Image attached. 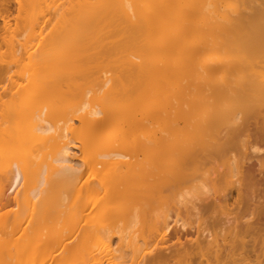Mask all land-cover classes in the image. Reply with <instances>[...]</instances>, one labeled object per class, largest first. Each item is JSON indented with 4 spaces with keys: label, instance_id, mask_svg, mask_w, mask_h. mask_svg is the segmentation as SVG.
<instances>
[{
    "label": "bare ground",
    "instance_id": "1",
    "mask_svg": "<svg viewBox=\"0 0 264 264\" xmlns=\"http://www.w3.org/2000/svg\"><path fill=\"white\" fill-rule=\"evenodd\" d=\"M174 2L173 13L164 14L153 27L160 31L158 37L147 40L137 54L112 57L111 71H97L91 76L90 84L95 89L79 92V103L83 106L73 104L66 110L67 117L93 123L127 108L124 126L118 119L114 127L116 151H124V144L128 145L127 151H153L163 147L171 151L173 162L164 168L149 170L146 164L143 166L136 160L131 161L135 157L128 153L107 155L88 151L83 164L89 177L73 186L78 165L73 163L71 166L68 158L70 148L62 144L52 151L51 163L41 171L37 184L23 198L29 211L28 226L19 233L13 246L5 245L0 238V249L6 253L13 251L10 256L2 255L0 264H81L74 259L75 255L71 253L74 249L70 245L62 249V258H56L55 252L47 248V243L46 246L41 243L40 230L49 228L43 237L50 231L61 234L64 230H71L79 236L92 233L100 237L117 224L127 228V232L138 224L141 227L147 225L148 242H143L144 249L141 252L133 249V254L137 251L135 264H240L234 260L236 252H244L247 256L252 254L254 264H262L255 253L264 225L241 223L238 219L230 221L229 213L219 211V203H227L234 195V204L238 207L244 201L245 190L252 196L264 198L263 161L258 166L257 181L250 172H246L244 178L241 168L237 170L235 163L232 164L233 167L223 175L227 186L221 196L204 201L198 209L193 207L197 211L193 217L199 221L195 228L177 217L171 223L168 216L159 219L155 213L170 197L181 203L195 190L197 178L193 168L211 159L212 151H218L215 144L208 142L218 124H228L234 130L242 126L252 128L254 144L264 145V0ZM137 6H132L134 34L139 33ZM119 10L124 12L122 8ZM94 13L95 7H89L85 9L84 16ZM70 70L71 67L65 69L68 76ZM110 72L112 77H106ZM154 89L166 94L173 90L176 95L173 98L163 95V107L159 110L168 120V126L162 135L152 138L145 135L149 122L147 112L142 115L135 113L140 105L144 104L146 108V105L155 103L151 95ZM96 91L103 92L102 99L108 100L112 96L110 105H119L116 111L110 109V105L98 103L95 105L99 108L96 106L86 111L84 102L90 93L95 99ZM257 103L259 107L254 108ZM38 119L41 123L37 128L39 134L48 136L55 132L41 116ZM240 147L246 149V143ZM106 165L113 167L111 171L123 172L117 175L120 181L110 188L109 198L103 199L102 171L97 168H105ZM28 175L27 167L13 164L0 181V202L13 197L25 182L28 188ZM132 177H145V182L130 186L127 181ZM66 179L70 184L67 182L68 186L62 187L65 190L72 187L76 195L73 202L78 204V208L71 204L75 210L71 208L59 227L48 225L46 222L60 220L57 209L61 207V201L56 197L51 205L54 212H58L46 216V209H39L44 206L43 197L47 196L48 188L50 190ZM130 197L123 211L109 212V223L95 224L106 206ZM259 209L257 215L264 219V206L259 204ZM202 214L209 215L203 223L200 222ZM17 219L14 217L15 222ZM220 233L224 234L222 244L217 241ZM111 258L118 259L112 254Z\"/></svg>",
    "mask_w": 264,
    "mask_h": 264
},
{
    "label": "rangeland",
    "instance_id": "2",
    "mask_svg": "<svg viewBox=\"0 0 264 264\" xmlns=\"http://www.w3.org/2000/svg\"><path fill=\"white\" fill-rule=\"evenodd\" d=\"M135 4L138 5V34H134L132 26V6ZM89 7H95V13L84 16L85 9ZM174 7V0H0V181L15 163L27 167L29 172L28 188L25 182L13 197L0 202V238L5 245L13 246L19 233L28 226L29 211L23 198L29 195L30 189L37 184L41 171L51 163L52 151L59 149L62 144L70 148L68 158L72 162L71 166L73 163L78 165L75 167L77 175L73 186L89 177L83 164V159L89 155L88 151L107 155L128 153L135 157L131 161L136 160L143 166L146 164V169L149 170L171 165V151L163 147L153 151H127L128 145L124 144V151H116L114 127L118 119L124 126L127 108L112 113L110 118L98 119L93 123L67 117L66 110L73 104L83 106L79 103V92L86 93L92 88L90 79L97 71H111L112 57L137 54L147 40L156 39L160 31L153 27L164 14H172ZM121 8L124 12H120ZM66 67H71L69 76L65 71ZM106 77H112L111 72ZM170 93L154 89L151 95L155 98V103L148 107L146 105V108L144 104L138 107L135 114L147 112L149 118L146 136L159 137L165 126H168V120L164 119L162 110L159 109L163 107L162 97L173 98L176 95L173 90ZM93 95L88 94L84 102L86 111L97 108L96 103L106 106L112 104V96L107 100L102 99L103 92L96 91L95 99ZM118 106L110 105L109 108L116 111ZM254 106L257 108L259 104ZM38 116L55 132L48 136L39 134L37 128L41 123ZM254 137L252 128L242 126L234 130L228 124H218L208 141L215 144L218 151H212L211 159H206L193 168L192 172L197 178L195 190L182 200V204L170 197L156 209V216L159 219L168 216L170 223L177 217L195 228L199 221L197 217H193L197 214L193 207L198 209L204 201L213 196H221L227 186L223 175L228 173L234 163L237 170L241 168L244 178L246 172H250L255 176L254 181L259 180L257 170L259 163L264 162V145H255ZM242 143H246V149L240 147ZM97 169L102 171V198L107 199L110 188L117 186L120 181L117 175L123 171H111L113 167L110 165L105 168L98 166ZM67 180L54 188L51 185L52 189L48 188L47 196L43 197L44 206L39 209H46V216L56 215L55 212L60 211H57L60 220L46 222L48 225L55 224L59 227L62 224L60 221L69 214L71 208L75 210L74 205L78 208V204L73 202L76 201V195L72 187L67 190L62 187L67 185ZM245 181L247 182L246 179ZM141 182H145V177H132L127 181L130 186ZM246 182L243 183L245 186ZM245 191L244 201L240 206L234 204L236 197L233 195V199L227 203H219V211L229 213L230 221L238 219L241 223H258L262 227L264 219L257 213L260 210L259 204L264 206V198H257ZM56 197L62 203L59 202L61 207L54 212L51 202ZM129 199L131 197L110 203L95 224L109 223V212L123 211ZM153 206L156 207V203ZM208 216L202 214L200 222H205ZM14 217L18 218L17 222ZM47 229L49 228L40 230L43 246L47 243V248H51L56 258L60 259L62 249L70 245L74 249L71 252L75 255L74 259L81 264H135L137 251L133 254V249L141 252L144 249L143 242H148L147 225L141 227L138 224L127 232V228L123 229L121 224H117L100 237L92 233L88 234L90 236H79L71 230H64L61 234L50 231L43 237ZM223 235H217L219 244H222ZM261 235L255 254L264 264V233ZM113 250L117 252L114 253ZM243 253L236 252L235 262L254 264V255L247 256ZM5 254L10 256L13 251L6 253L0 249V261ZM111 254L118 259L111 258Z\"/></svg>",
    "mask_w": 264,
    "mask_h": 264
}]
</instances>
